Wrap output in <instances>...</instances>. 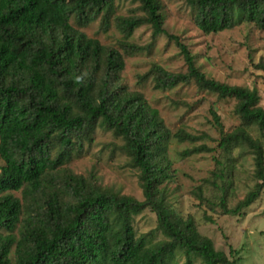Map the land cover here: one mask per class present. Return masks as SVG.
Returning a JSON list of instances; mask_svg holds the SVG:
<instances>
[{"label": "trees", "instance_id": "trees-1", "mask_svg": "<svg viewBox=\"0 0 264 264\" xmlns=\"http://www.w3.org/2000/svg\"><path fill=\"white\" fill-rule=\"evenodd\" d=\"M132 1L144 14H116V0H0V264H178L180 255L185 264H238L239 258L231 259L199 232L194 217L181 216L169 204L176 174L170 142H196L201 135L172 131L142 93L126 89L122 52L77 26L98 18L109 26L115 15L120 44L133 53L146 46L129 38L149 25L154 37L168 34L175 41L186 70L174 73L154 64L140 81L152 75L159 90L193 82L220 98L237 99L240 124L232 131L210 110L218 145L228 152L239 145L252 149L260 181L234 207L221 198L225 214H241L264 187L260 94L207 76L189 47L165 28L161 0ZM184 1L205 33L230 29L238 19L264 29V0ZM99 127L122 138L119 149L139 169L143 200L103 188L70 168L75 154L96 143ZM211 150L203 143L183 155ZM18 191L21 198L14 195ZM147 208L157 226L137 236L134 218ZM155 231L163 238L153 241Z\"/></svg>", "mask_w": 264, "mask_h": 264}, {"label": "rangeland", "instance_id": "rangeland-1", "mask_svg": "<svg viewBox=\"0 0 264 264\" xmlns=\"http://www.w3.org/2000/svg\"><path fill=\"white\" fill-rule=\"evenodd\" d=\"M164 26L169 33L178 35L194 54L197 65L218 81L231 85L257 89L260 105L264 108V29L256 23L238 19L235 25L217 33L200 30L191 15V8L184 0H161ZM116 14L142 15L139 3L132 0H116ZM77 26V25H76ZM88 36L99 39L108 48L119 49L125 58L122 80L126 89L144 95L148 103L157 108L172 131L185 129L202 140L196 142L171 140L169 156L173 161L174 178L169 182V204L181 216H192L201 234L211 238L215 248L226 252L231 259L239 258L238 264H264V187L255 202L241 214H225L221 198L234 207L260 181L256 177L253 150L239 145L225 151L219 147V130L212 123L210 110H216L227 131L240 124L235 113L237 99L220 98L216 93L200 89L195 83L180 84L173 89L159 90L154 87L151 75L143 82L141 76L154 64L178 73L186 70L180 49L168 34L154 37L149 25L139 27L130 42L145 49L127 52L120 44L123 33L111 15L109 26L101 19L86 27H80ZM260 137L259 132H254ZM96 143L77 153L70 161V168L77 174L94 179L103 188L144 199L139 169L129 164L120 151L121 137L101 127L96 132ZM207 144L211 151L190 156L183 151L195 145ZM4 164L0 157V165ZM202 188V194L199 193ZM21 198V193L14 192ZM136 235H146L155 230L157 216L149 208L134 218ZM155 238H163L159 231ZM157 238V239H156ZM231 248L237 253H231ZM185 256L177 258L185 264ZM194 264H203L195 259Z\"/></svg>", "mask_w": 264, "mask_h": 264}]
</instances>
